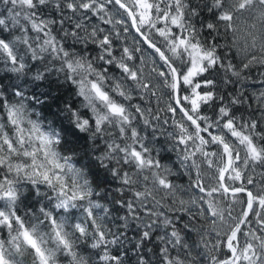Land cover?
<instances>
[{
	"label": "snow or ice",
	"instance_id": "snow-or-ice-1",
	"mask_svg": "<svg viewBox=\"0 0 264 264\" xmlns=\"http://www.w3.org/2000/svg\"><path fill=\"white\" fill-rule=\"evenodd\" d=\"M0 8V264H264V0Z\"/></svg>",
	"mask_w": 264,
	"mask_h": 264
},
{
	"label": "trees",
	"instance_id": "trees-1",
	"mask_svg": "<svg viewBox=\"0 0 264 264\" xmlns=\"http://www.w3.org/2000/svg\"><path fill=\"white\" fill-rule=\"evenodd\" d=\"M0 11H3L2 8H0ZM132 35H134V33H132ZM129 43H131V36L128 37ZM79 47V46H77ZM0 75H3V72H0ZM252 75L256 78V80H260L261 77L259 76L257 71H253ZM7 83V81H5ZM229 88H231V86H229ZM253 90L259 91L261 90V85L259 83L256 84H251L248 86V92L249 94H251V92ZM222 91H227L226 89H222ZM61 95L64 96L65 99H68L69 101L75 99V97L72 95V91L71 88L69 86H65L63 89L60 90ZM77 106H78V102H77ZM253 107H255V105H253ZM53 111H56L55 108H53ZM243 111V110H242ZM205 114L211 116L214 115L213 110L205 108ZM246 114V113H245ZM44 116L46 117L45 120V124L47 125V123L52 122L53 120L55 121V126L57 128H61L63 127L64 129L68 130L66 135H65V143L62 146V150H64L65 152L72 154L75 160H78L80 162V164H87L91 167L93 172H96L95 167L90 163L91 161V151L88 147L90 142H86L83 138L80 137V135L75 134L71 131L70 129V125L68 123L67 118L62 115V114H57L56 116H53L52 114L48 113L46 110L44 111ZM264 130V129H262ZM88 153L87 155L85 153ZM162 155H164L165 157L171 155L172 158H175V154H169V153H162ZM260 170L258 169L257 172H259ZM104 174L103 172L99 173V181L101 184H104L109 190L113 189L115 187V185H113L110 181L109 182H105L104 181ZM89 179H92V176L89 175L88 177ZM254 180L257 181V183L260 182V180L262 179V177H260L259 175H254L253 176ZM177 183H187V179L186 177H178L176 180ZM248 187H253L252 185H248ZM103 202V201H102ZM29 204H33L35 205V207L38 209L39 205L35 204L34 200H29L28 201ZM21 215H23V212H21ZM63 215V214H61ZM73 216L74 217H78L79 213L78 212H73ZM31 223H35V220H30ZM42 230L46 231V228H43ZM134 229H131L128 231V237L130 239L134 238ZM0 238H7V231L3 230L0 231ZM64 264H66V262H64Z\"/></svg>",
	"mask_w": 264,
	"mask_h": 264
},
{
	"label": "water",
	"instance_id": "water-1",
	"mask_svg": "<svg viewBox=\"0 0 264 264\" xmlns=\"http://www.w3.org/2000/svg\"><path fill=\"white\" fill-rule=\"evenodd\" d=\"M134 33V32H133ZM134 35H135V33H134Z\"/></svg>",
	"mask_w": 264,
	"mask_h": 264
}]
</instances>
